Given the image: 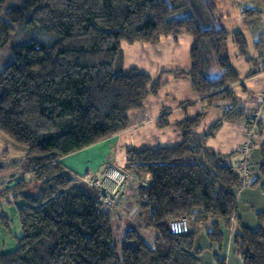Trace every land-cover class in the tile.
<instances>
[{"label":"trees","instance_id":"trees-1","mask_svg":"<svg viewBox=\"0 0 264 264\" xmlns=\"http://www.w3.org/2000/svg\"><path fill=\"white\" fill-rule=\"evenodd\" d=\"M219 18L213 0H0V51L7 49L9 58L0 65V132L27 150L22 165L31 175L9 188L0 184L1 197L11 193L24 200L16 247L0 254V264H202L201 249L195 250L199 225L218 245L216 264H225L221 226L235 216L243 179L230 155L214 151L207 140L224 121L247 127L258 122L259 134L262 119H254L232 89L241 78L227 54V40L232 34L240 54L246 41L218 26ZM31 30L42 35L22 41ZM181 33L192 37L191 63L186 72H174L187 75L208 105L228 103L201 132L196 129L205 113L178 121L177 145L125 150V171L149 175L146 186L138 185L131 217L154 236L149 244L136 227L129 228L118 250L110 204L100 202L98 191L59 158L127 129L128 113L158 93L160 78L136 67L116 69L122 44H155ZM263 45L264 40L256 41V48ZM209 55L217 76L206 72ZM165 110L159 126L167 124ZM259 156L250 186H260L264 195V137ZM179 217L189 220L186 232L169 226ZM256 218V228L238 223L232 233L231 247L242 264H264V205ZM0 221L7 224L1 213Z\"/></svg>","mask_w":264,"mask_h":264},{"label":"crops","instance_id":"crops-1","mask_svg":"<svg viewBox=\"0 0 264 264\" xmlns=\"http://www.w3.org/2000/svg\"><path fill=\"white\" fill-rule=\"evenodd\" d=\"M213 2L220 15L218 26L229 33H240L246 41L245 54H240L232 34L227 40V54L241 78V82L233 84L232 89L250 111L252 117L257 121L262 119V130L258 134L255 128L257 126L247 127L242 122L224 121L216 134L207 140V145L220 154L230 155L231 165L248 169L247 182L238 189L236 200L238 197L243 199L251 210L255 207L254 204L259 205V212L264 205L262 199L261 202H258L261 196L259 193L253 196L252 192L248 190L256 187L250 186L257 173L252 165H256L260 160L259 143L264 134V118H262L264 112V45L256 48V41L264 40V0H213ZM243 9L261 10L262 13L246 17ZM192 42L190 35L181 33L176 38L162 37L155 44L135 43L137 47H134L135 44L122 45L126 50L131 48L130 52L133 49L136 50L133 53L135 59L131 57L132 54L126 55L130 58L123 71L136 67L150 75L152 79L160 78L161 87L158 93L148 96L141 109L128 113L131 126L127 129L61 156L59 162L77 177L86 171L100 177L106 166H114L125 171V150L128 147L142 150L177 145L181 142L177 122L185 117H194L196 113H205L200 126L196 129L197 132H201L215 121L222 114L220 106L228 102H214L208 105L206 100H202L192 90L187 75L174 72L189 70ZM127 45L128 47H125ZM232 55L235 58L241 57L245 62L244 65L240 59L235 62ZM131 62L132 65H129ZM213 66L215 71L210 77L219 74L214 63ZM251 70L256 73L247 76L246 73ZM241 84L244 85L245 90H242ZM258 107L260 111L255 116L254 112ZM163 109H166L167 124L159 126V116ZM26 153L27 150L23 146L14 143L0 132V160L3 162V166L0 167V184L5 183V186L9 188L17 180H31V175L22 165V159ZM6 160L9 167H5ZM127 173L130 177L129 188L118 201L111 203L108 207H115L131 218L137 204L138 185L146 186L149 175L135 176L130 172ZM23 203L22 198H11V193L0 196V213L5 216L7 222V224H3L0 221V254L11 252L16 247V238L21 233L18 209ZM238 223H242V221L236 209L235 216L231 217L229 223V226H233V231L228 234L229 245L227 249L225 248L223 256L220 252V255L225 259V264H229L231 258L232 233L237 229ZM199 228L203 229L200 225ZM198 249L202 251L203 247L195 243V250ZM215 251H217V247ZM236 258L239 257H235L232 263L242 264Z\"/></svg>","mask_w":264,"mask_h":264},{"label":"rangeland","instance_id":"rangeland-1","mask_svg":"<svg viewBox=\"0 0 264 264\" xmlns=\"http://www.w3.org/2000/svg\"><path fill=\"white\" fill-rule=\"evenodd\" d=\"M41 35H42L41 33H38L35 30L34 31L31 30V31L25 33L24 36L21 37V38H22V41H23V40L29 39L30 37H39L40 38ZM122 45H126V44L123 43ZM136 45L137 44H135L134 47H137ZM125 47H128V45L125 46ZM130 49L131 48H127V50H126L124 47H121L119 55H118V57L116 59V69L120 68L121 70H123L125 68L127 60H129V58H130V57H126V55L129 56V55L132 54L131 57L133 59H135L133 53L136 50L133 49L132 52H130ZM6 50L7 49L0 51V65L8 62V60H9V58L7 56L8 53L6 52ZM232 57L235 60V62H236V60L240 59V62L244 65L245 62L242 60L241 57L240 58H235L234 55H232ZM207 58H208V62H209V68L206 70V72H207V74L209 76H212L214 74L215 68L213 66V61H212L210 55H209V57L207 56ZM129 65H132V62ZM256 111H257V113L260 111L259 107L257 108ZM262 118H264V112L262 114ZM252 125L253 126H257L254 121H253ZM255 128L258 131V128L257 127H255ZM6 162H7V164H5V167H9V163H8L7 160H6ZM19 165H20V163H19ZM252 168L254 169L255 165H252ZM126 175H127L126 176L127 180H126L125 184H126V190H127L129 188V182L128 181H129L130 177H129V173H127V172H126ZM3 184H5V183H1V185H3ZM85 186H88V185L85 184ZM90 188L91 189H95L97 191L96 188H93V187H90ZM248 191H251L253 196L255 194L259 193L261 198H260V200L258 202H261V199H262L263 204H264V195H263V193L261 191L260 186H256L252 190L250 189ZM121 196H119V198ZM118 199H116L114 202L118 201ZM254 206L255 207H253V210H251L246 205V203H244L243 199H241L239 197L237 199V210H238V214L240 216V219L242 221V224H244L245 226H248L250 228H256L257 227L256 213L258 212L260 207L257 204L256 205L254 204ZM109 209H110V227H111V230H112V233H113V239L112 240H113V242H115L117 244L118 250L120 249V246H121V243H122V234H123V232L125 230H127L129 228H133V227H136L139 230L140 235L144 238V240L146 242H148L149 244L152 243V238H153L152 236H154V232H153V230L151 228L137 226V223H135L134 218H132V217L129 218L125 213H123L121 210L116 209L115 207H111ZM200 226L203 227V225H200ZM197 227L199 228V226H197ZM232 228H233V226H229V225L227 226L225 224H222V226H221V230H222V232L224 234L222 250H221V255L222 256L225 254V248L227 249V247L229 245V243H228V234H230L231 231H233ZM236 228H237V226H236ZM198 230H199V232H198V235H197V238H196V243L198 244V246L203 247L202 251L198 254V257L200 258L202 264H216L215 259H214V253L217 252L215 250H216V247L218 248V245L216 243H214V242H211V240H209V238H207L204 228L203 229L199 228ZM230 255H231V258H230L229 264H235V263H232V261L237 256L233 253L232 250H230ZM236 259H238V261L241 262L239 258H236Z\"/></svg>","mask_w":264,"mask_h":264},{"label":"built area","instance_id":"built-area-1","mask_svg":"<svg viewBox=\"0 0 264 264\" xmlns=\"http://www.w3.org/2000/svg\"><path fill=\"white\" fill-rule=\"evenodd\" d=\"M257 116V111L254 112ZM242 174L243 184L247 182L248 169L246 167H239ZM126 173L114 166H106L100 177L93 173L86 171L79 177V180L89 187L96 188L98 191V199L104 204H111L126 192ZM1 189V186H0ZM169 226L175 233L186 232L190 227L189 220L186 217H179L170 220Z\"/></svg>","mask_w":264,"mask_h":264},{"label":"water","instance_id":"water-1","mask_svg":"<svg viewBox=\"0 0 264 264\" xmlns=\"http://www.w3.org/2000/svg\"><path fill=\"white\" fill-rule=\"evenodd\" d=\"M3 166V162L0 160V167H2Z\"/></svg>","mask_w":264,"mask_h":264}]
</instances>
